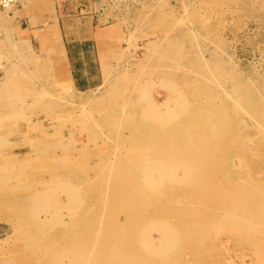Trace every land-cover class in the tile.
Here are the masks:
<instances>
[{"label":"rangeland","instance_id":"rangeland-1","mask_svg":"<svg viewBox=\"0 0 264 264\" xmlns=\"http://www.w3.org/2000/svg\"><path fill=\"white\" fill-rule=\"evenodd\" d=\"M92 1L88 12L93 16L92 24L105 30L98 43L99 84L75 86L63 52L51 57L50 51L44 56L29 41L21 40L19 46L4 48L0 53V242L10 238L0 247V264H48L44 241L23 230L32 223L31 213L22 209L24 199L42 195L43 208L39 209L46 212L38 210L39 217H62L74 227L83 212L95 206V194L100 193L101 186L111 193L106 201L128 193L124 188L128 176L119 172L118 163L133 151L148 152L146 144L137 143L138 135L132 131L142 132L145 127L139 124L144 115H155L148 106L147 94L158 103L171 100L165 103L167 107L161 105L162 111L175 107L171 98L183 97L182 116L208 110L209 98L217 105H227L231 118L244 121H238L237 134L230 133L222 143L216 176L229 185L238 179L264 182V126L259 128L257 116L249 108L251 101L264 104V0ZM21 4L32 16L58 11L61 17L77 14L71 4L59 5L57 10L53 0H21L0 12ZM171 85L173 89L169 90ZM230 95L236 102L228 98ZM258 120L264 122V115ZM153 177L160 179V174L154 172ZM61 181L82 188L79 192L84 196L78 206L69 207L71 212L66 207L69 192H64L67 187ZM123 217L116 213L111 220ZM194 223L191 221L192 227ZM201 227L203 224L197 222V228ZM152 235L159 238L157 231ZM260 236L264 238V229ZM205 241L198 247L184 244L182 253H193L190 264H264V256L254 252L253 245L236 240L230 232L217 229ZM182 260L178 264H187Z\"/></svg>","mask_w":264,"mask_h":264},{"label":"bare ground","instance_id":"bare-ground-1","mask_svg":"<svg viewBox=\"0 0 264 264\" xmlns=\"http://www.w3.org/2000/svg\"><path fill=\"white\" fill-rule=\"evenodd\" d=\"M200 59L199 57L198 62ZM205 63L208 65L206 61ZM203 64L202 66L205 65ZM209 68L212 72V67ZM216 69L218 70V66ZM204 80L206 81L205 77ZM251 83L253 82L251 81ZM170 87L169 90L173 89L172 85ZM218 88L220 87L218 86ZM221 89L223 88L221 87ZM228 93L225 91V96ZM146 97L148 98L147 102L149 101L148 106L155 115L145 114L143 121L141 120L139 124L145 127L144 130L142 132L132 131H136L138 135L137 143L146 144L144 146L148 148V152L133 151L131 156L122 159L121 164L118 163V165H121L119 172L128 176L126 178L128 186H122L129 189L127 194L121 193V197L118 199L106 201L107 195L111 193H108L105 185L101 186L99 188L100 193L95 194L97 198L95 206H91L89 210L87 209L88 211L83 212L82 219L77 221L74 227L70 225L72 222L69 224L62 217H57L58 213L55 215L57 218L52 220L49 217L40 218L39 214L41 213L38 210L43 208V205H41L42 195L23 200L22 209L24 208L25 212L32 215V223L28 224L27 228H23V230L36 240L44 241L43 244L48 251L47 263L178 264L179 260L184 259L187 260V264H190L191 254L193 253L183 254L181 249L184 244L187 242L195 247L201 246L206 236L217 229L230 232L236 240L253 245L254 252L264 256V248L262 249L264 238L260 236L261 229H264V182L253 181V179L250 181L238 179L233 181L230 186L223 183L222 179L216 176L215 171V167L219 164V161H217L219 154L224 148V141L227 140L226 136H229L230 133L237 134V123L238 121H244V119L231 118L228 114L227 105H217V102H213L212 98H209L211 107L208 110L199 109L182 116L185 107V99L183 100L182 96H180L182 98L170 97L173 99L175 103L173 106L175 107L169 110L167 108V111H162L161 105L163 107L166 102L169 103L171 100H163L164 102L158 103L151 94H147ZM228 98L231 99V95ZM232 102H236V100ZM249 108L255 112L257 123L260 125L259 128H263L264 122H260L262 119L258 120L259 117L264 115L262 101H251ZM258 124L256 125L258 126ZM133 125L137 126V123L134 122ZM149 163L154 164V166L148 167ZM125 165L128 167H125ZM154 172L160 174V179L153 177ZM81 173L83 174V172ZM68 178L70 177H67L66 180ZM64 182L61 181V183ZM61 183L60 185L63 187ZM67 184L66 182L64 184L66 185L64 188L67 187V191L64 192H69L67 193L66 207L78 206L82 196L79 190H82V188L79 187L78 189L77 186H71V182H69L70 185ZM64 188H62V192ZM57 189L59 188L57 187ZM181 191H184V193H181ZM44 198L47 200V196ZM50 201H52V198ZM212 201L217 202V206L213 205ZM82 202L86 203L83 200ZM12 205H14L13 202ZM45 205L47 206L48 203ZM73 210H75L73 211L74 215V212H76L75 207ZM71 211L72 209L69 210V212ZM108 211L109 214H106ZM41 212L46 211L41 210ZM116 213L124 214L123 219L113 218L111 220V216L114 217ZM191 221L196 222L193 227ZM197 222H201L203 227L197 228ZM54 228H58V230L53 233L51 231L47 232V229L53 230ZM153 231L159 233V238L152 235ZM9 239L7 237L1 240L0 247L3 248L5 246L3 243ZM184 240L187 241L184 243ZM225 249L229 252L228 248L225 247ZM64 257L67 259L65 260ZM202 262L204 261L202 260Z\"/></svg>","mask_w":264,"mask_h":264},{"label":"crops","instance_id":"crops-1","mask_svg":"<svg viewBox=\"0 0 264 264\" xmlns=\"http://www.w3.org/2000/svg\"><path fill=\"white\" fill-rule=\"evenodd\" d=\"M53 1L57 10L59 5H74L77 14L61 17L58 11L57 14L43 12L32 16L24 4L9 12H0V53L4 48L19 46L21 40L29 41L44 56H48L50 51L51 57L63 52L69 77L75 86L99 84L101 56L98 43L105 30H99L92 24L93 16L88 12L93 1Z\"/></svg>","mask_w":264,"mask_h":264},{"label":"built area","instance_id":"built-area-1","mask_svg":"<svg viewBox=\"0 0 264 264\" xmlns=\"http://www.w3.org/2000/svg\"><path fill=\"white\" fill-rule=\"evenodd\" d=\"M20 1L21 0H0V10H5L12 6L18 5Z\"/></svg>","mask_w":264,"mask_h":264}]
</instances>
